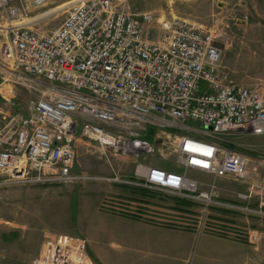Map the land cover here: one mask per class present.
Instances as JSON below:
<instances>
[{
	"label": "built area",
	"instance_id": "obj_1",
	"mask_svg": "<svg viewBox=\"0 0 264 264\" xmlns=\"http://www.w3.org/2000/svg\"><path fill=\"white\" fill-rule=\"evenodd\" d=\"M67 1L0 0V86L22 84L34 93L23 113L0 115V185L83 178L122 184L134 192L104 195L101 209L141 219L149 216L154 195L197 202L202 213L191 214L183 202L179 223L170 221L175 211L147 220L196 232L204 226L264 252V231L233 216L255 215L264 226L263 198L257 207L215 199L219 179L257 175L264 162L219 142L234 132L264 134V94L231 79L222 62L226 36L215 25L169 17L149 37L144 24L152 15L133 14L128 0L71 1L30 21L41 7ZM62 11L58 26L45 32L37 26ZM77 136L96 144L107 160H132L134 178L112 168V175L101 177L75 173ZM166 153L174 154L181 171L160 164ZM189 170L209 178L190 177ZM254 188L260 192L264 182H253L238 198L251 197ZM145 199H153L151 205ZM214 205L224 209L211 218ZM86 260L81 237L56 234L45 238L32 264Z\"/></svg>",
	"mask_w": 264,
	"mask_h": 264
},
{
	"label": "rangeland",
	"instance_id": "obj_2",
	"mask_svg": "<svg viewBox=\"0 0 264 264\" xmlns=\"http://www.w3.org/2000/svg\"><path fill=\"white\" fill-rule=\"evenodd\" d=\"M128 4L138 17L143 13L152 15L153 20L144 24L152 38L159 34L156 28L163 18L180 17L217 26L226 36L222 62L233 82L257 87L264 94V0H128ZM51 8L52 5L41 7L35 11V16ZM64 16V11L57 16L50 15L37 26L48 31L58 26ZM3 40L0 32V45ZM0 91V115L2 111L4 114L23 113L26 102L34 96L26 86L9 82L0 86ZM186 124L199 127L191 121ZM75 147V173L101 177L112 175L113 169L125 178H134L132 160L111 156L109 162L96 144L78 136ZM159 162L181 171L172 153H166ZM263 166H259L257 173ZM260 175L258 178L249 173L241 179H219L215 199L221 203L257 207L260 199L264 200V189L259 192L254 188L252 196L244 200L238 198L237 193L246 194L253 182H264L263 174ZM188 176L207 180L204 173L196 170H189ZM124 187L101 179L84 178L71 182L0 185V264L29 263L38 254L45 238L56 234L81 237L87 252L86 264H98L88 247L104 264H264L260 246L211 234L204 226L196 232L161 224L159 220L152 223L147 220L168 218L167 211H175L170 221L179 223L178 211L185 205L172 196L154 195L153 204L147 207L149 216L143 219L101 209L104 195L123 196L133 191ZM183 202L191 214L202 213L201 204ZM219 209L224 207L211 206L210 217H218ZM241 215L253 220H245ZM233 216L241 225L264 231L255 215L234 212Z\"/></svg>",
	"mask_w": 264,
	"mask_h": 264
},
{
	"label": "crops",
	"instance_id": "obj_3",
	"mask_svg": "<svg viewBox=\"0 0 264 264\" xmlns=\"http://www.w3.org/2000/svg\"><path fill=\"white\" fill-rule=\"evenodd\" d=\"M219 142L227 147L231 148L233 150L245 153L251 157L252 160L255 158H261L264 159V134H253V133H229L222 137V139H219ZM264 162L260 165L262 166ZM260 174H263L262 179L264 180V166L260 168V172L257 173L258 178L261 177ZM206 175V174H205ZM207 179L209 178L208 175H206ZM127 187H124L126 190ZM132 193V192H131ZM130 194V193H127ZM125 195V194H123ZM146 204H150V201H153V199L150 201L145 199L144 200ZM183 203V201H179ZM243 219L250 220L252 218H248L246 215H241ZM253 220V219H252ZM152 225V224H151ZM40 246V245H39ZM88 247V246H87ZM89 252L95 257V260H97L98 264H104L103 259L90 247ZM38 252V250H37ZM36 252V253H37ZM37 255L35 254V257ZM35 257L27 264H32ZM94 259L92 261H95Z\"/></svg>",
	"mask_w": 264,
	"mask_h": 264
},
{
	"label": "bare ground",
	"instance_id": "obj_4",
	"mask_svg": "<svg viewBox=\"0 0 264 264\" xmlns=\"http://www.w3.org/2000/svg\"><path fill=\"white\" fill-rule=\"evenodd\" d=\"M71 1H77V0H71ZM71 1H67V2H65L64 4L58 5L57 7H54V8H51V9H49V10H47V11H45V12H43V13L37 15V16H33V17L31 18L30 21L35 20V19L40 18V17H43L44 15L51 14V13H53V12H55V11L61 9L62 7H60V6H64V5L66 6V5L69 4Z\"/></svg>",
	"mask_w": 264,
	"mask_h": 264
},
{
	"label": "trees",
	"instance_id": "obj_5",
	"mask_svg": "<svg viewBox=\"0 0 264 264\" xmlns=\"http://www.w3.org/2000/svg\"><path fill=\"white\" fill-rule=\"evenodd\" d=\"M150 135H147V137L149 138Z\"/></svg>",
	"mask_w": 264,
	"mask_h": 264
}]
</instances>
